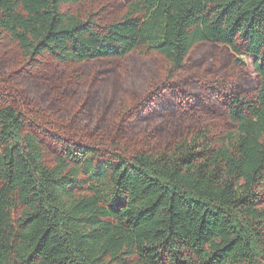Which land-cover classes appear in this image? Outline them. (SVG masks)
<instances>
[{
    "label": "trees",
    "instance_id": "obj_1",
    "mask_svg": "<svg viewBox=\"0 0 264 264\" xmlns=\"http://www.w3.org/2000/svg\"><path fill=\"white\" fill-rule=\"evenodd\" d=\"M0 264H264V0H0Z\"/></svg>",
    "mask_w": 264,
    "mask_h": 264
},
{
    "label": "rangeland",
    "instance_id": "obj_2",
    "mask_svg": "<svg viewBox=\"0 0 264 264\" xmlns=\"http://www.w3.org/2000/svg\"><path fill=\"white\" fill-rule=\"evenodd\" d=\"M247 64L250 66V68H251V66H252V59H247Z\"/></svg>",
    "mask_w": 264,
    "mask_h": 264
}]
</instances>
